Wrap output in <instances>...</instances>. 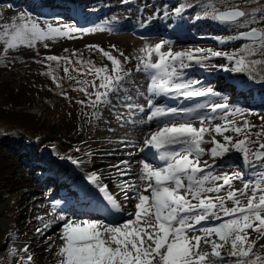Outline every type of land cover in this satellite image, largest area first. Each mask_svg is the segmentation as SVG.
I'll return each instance as SVG.
<instances>
[{"label": "snow or ice", "instance_id": "snow-or-ice-1", "mask_svg": "<svg viewBox=\"0 0 264 264\" xmlns=\"http://www.w3.org/2000/svg\"><path fill=\"white\" fill-rule=\"evenodd\" d=\"M217 4L226 10H221ZM185 7L181 4L175 12L180 14ZM195 18H210L247 28L228 39H243L248 43L232 53L211 48L173 52L171 48L162 51L169 44L164 40L154 48L144 49L145 55L136 58L139 63L135 71L147 74V107L150 109L146 119L139 123L157 121L158 126L143 139V147L139 151L145 152V156L137 161L140 165L138 174L133 175L129 160L110 166L121 177L116 187L123 201L133 203L135 210L127 213V219H119L124 214L123 203L103 183L101 176L90 173L87 177L89 184L102 194L95 210L106 214L105 218L79 219L61 212L52 222H62L59 234L62 244L56 252L60 258L58 264H264V244L259 243L264 239V124L257 126L244 119L238 125L229 116L243 114V110L236 108L228 113L227 103L197 104L196 107L182 109L156 106L154 103V99L159 97L191 100L218 96L212 87H196L200 81L183 78V70L193 64L203 68L211 58L223 57L232 62L231 68L221 66L225 71L246 73L249 77L258 72L264 75V6H257L249 12L226 3V0H209L202 15ZM89 31L93 29L53 26L47 22L42 26L39 20L25 18L21 14L19 21L0 24V63L7 60L10 50L20 47L31 49L38 43L48 47L46 41L75 38L74 34ZM88 47L96 48L110 62V67L108 64L98 67L77 52L70 56L47 55L36 63L46 60L57 62L59 67V62L63 61V79L74 81L79 86L74 90L87 97V104L93 108L99 110L103 106L105 110L118 111L119 104L120 108L127 110V119H131L135 112L143 113V106L131 102L133 94L129 90V77L132 73L124 67L131 58L119 52L122 61L99 46ZM112 47L118 52L115 46ZM153 54L157 57L155 62ZM77 56L80 58L74 60L73 57ZM45 74L51 76L56 88L61 90L60 94L69 98L60 82L62 78L56 75L50 64ZM79 103L84 104L85 101L80 100ZM200 109H210L212 114L222 110L224 114L219 117L201 114ZM96 115L99 118V111ZM181 115L186 118L175 119ZM161 118L172 119L164 122ZM197 118L199 127L194 122ZM124 119L123 115L117 116L118 121ZM216 119L224 123L213 124ZM132 123L137 122L132 120ZM217 136L222 137V141ZM207 144L211 147L206 148ZM232 153L240 154L243 164L253 171L252 178L244 180V174L240 172L229 175L211 171L217 166V160L231 167L228 161ZM205 155L210 156L211 163L202 160ZM68 159L73 165L83 163L71 157ZM234 180H242L243 188H234ZM78 190L83 199L91 198L87 189L80 187ZM108 216L114 218L108 219ZM48 228L49 224H45L44 230ZM44 230L38 228L37 232L43 235ZM250 231L256 233L255 239L250 238ZM226 246L227 252L224 251ZM51 247L49 244L46 250L50 251ZM22 251L28 253L29 248L25 246ZM33 259L31 254L26 258L22 256L19 264H32Z\"/></svg>", "mask_w": 264, "mask_h": 264}, {"label": "rangeland", "instance_id": "rangeland-1", "mask_svg": "<svg viewBox=\"0 0 264 264\" xmlns=\"http://www.w3.org/2000/svg\"><path fill=\"white\" fill-rule=\"evenodd\" d=\"M149 1L131 0L107 5L106 9L109 12L104 14L105 16L80 28L93 29V31L78 32L74 34L75 38L63 37L46 41L48 47H45L44 43H38L35 48L20 47L10 50L7 60L0 63V130L7 132L8 126L11 125L10 122L20 118L27 119L24 116L19 117L22 114L31 119L32 117L29 115H34L32 112L38 114L37 120L35 119L37 125H41L47 119L56 124L54 136L48 135L43 139L40 138L41 140L28 139L22 134L12 135L11 132L2 134L0 137V244L3 245L0 250V264H19L20 258L22 256L26 258L29 254L34 258L32 264L58 263L60 258L56 256V252L62 241H55L51 247L50 257L45 256L42 254V249L35 247L34 244L41 238V235L32 239L27 228V219L31 211L37 208L38 197L48 195L46 186L49 183L52 184L49 193L55 195L48 201L59 203L61 212L67 216L71 215L72 218L84 219L82 215L88 214L87 219H95L93 218L96 212L95 205L100 202L102 194L87 180L88 175L93 172L101 176L103 183L107 184L110 191L118 196L124 209L126 201H123V197L120 196L119 189L116 187L121 177L116 175V170L110 166L118 164L121 160H128L126 158L131 156L127 154L132 153V148H134L131 146L134 145L132 139H135V142H140L146 128L157 123V121H153L140 124L139 121L145 119L144 116H141L142 114L139 115L141 112H137L131 119H127V110L120 108L119 104L117 105L118 111H108L103 106L99 110L91 107L87 104V97L74 90L79 86L72 80L63 79V61H60V66L57 67V62L44 60L43 63H36L37 60H42L47 55L70 56L71 53L77 52L82 54L83 59H91L98 67L105 64L110 67V62L96 48L90 49L88 46H99V48L112 52L123 61V57L119 56V52H122L131 58L127 64H124L125 69L132 73L129 77V90L133 94L131 102L146 109L149 98L146 93L147 74L135 71V67L139 63L136 58L145 54L144 49L154 48L157 43L167 40L169 44L165 45L162 51H167L169 48L173 52L211 48L232 53L242 47L244 43H248L245 40H238L233 46L218 44V41L238 35L240 31H245L247 28L232 25L231 33L221 34L214 29L207 30V25L192 26L194 10H184L180 14L175 12L177 17L172 20L175 9L180 5L174 6L172 13V10L167 7L156 8L157 4L153 7L147 6ZM200 1L202 3L199 6L202 8L209 2V0ZM250 1L226 0V3L235 4L249 11L248 3ZM256 1L263 2V0ZM196 2L197 0H193L190 4ZM212 2H216V0H212ZM54 3V0H46L43 5L47 7ZM187 7L186 4L185 9ZM217 7L226 10L221 4H217ZM21 14L25 18L39 20L42 26L47 22L53 26L77 27L69 17L56 18L55 16L34 14L31 12V5L26 0L20 5H15L13 0H0V24L10 23L13 20L19 21ZM160 32H163L162 36H160ZM204 35L210 39H205ZM153 38L158 39L153 40ZM112 46H115L118 52L114 51ZM65 49L68 51L66 52ZM79 58L80 56L73 57L74 60ZM152 59L155 62L156 55L153 54ZM230 63L223 57L211 58L205 62L206 66L203 68L193 64L190 68L183 70L185 80H198L200 83L196 87H212L219 93L218 96L209 95L191 100L183 97H168L169 103L158 102L155 103L156 106L182 109L196 107L197 104L227 103L229 105L228 113H232L236 108L243 110V114L229 116L234 120L240 117L235 120L238 125L242 124L244 119L257 126L264 124V120H261V117H264V104H255L246 100V96L250 94L251 86L260 87V84H251L244 73L225 71L221 67L226 65L231 68ZM49 64L55 70L56 75L62 78L60 82L63 85V90L67 92L70 99L62 96L61 90L56 88L51 76L45 74L49 71ZM73 75L77 74L73 73ZM220 77H223L227 84L223 85L225 81L221 84ZM255 91L258 90L255 88ZM80 100H84L85 103H79ZM42 104H47L48 107V110L45 109L43 113L40 109ZM97 111L100 114L99 118L96 115ZM199 111L201 114L216 115L217 117L224 114L222 110H218L216 114H212L210 109H200ZM118 115H123L125 119L118 121ZM185 118L181 115L175 119ZM170 119L172 118H165L164 122ZM132 120L137 123H132ZM197 120L198 118L194 121L196 126L199 124ZM212 123L223 124L224 121L216 119ZM156 125L158 126V124ZM44 126L50 129V125ZM157 126L150 128L149 132L155 130ZM113 133L119 137L121 147H117L119 142L94 137ZM131 134L135 137L130 136ZM226 134L231 135V133ZM206 139L210 140L211 137ZM217 139L222 141V137L217 136ZM122 141L127 143H122ZM113 147L115 148L113 149ZM205 147L210 148L211 145L207 144ZM76 149H80V151H76ZM68 157L83 161V163L78 166L73 165ZM207 159V157L202 158V160ZM211 162L210 160L209 163ZM228 163L232 166L227 167L224 162L217 160V166L211 171L214 174L228 173L229 175L233 172H240L244 174V180L252 178L253 171L243 164L240 154L232 153ZM127 178L124 177V179ZM80 187L91 193L90 199L81 197L78 190ZM233 187L243 188V181L234 180ZM105 215L101 213V217H105ZM108 218L113 219L114 217L108 216ZM255 237L256 233L250 231V238L255 239ZM259 243L264 244V239ZM25 246L29 248L28 253L22 251ZM205 250L210 251L207 248ZM227 250L226 246L224 251L227 252Z\"/></svg>", "mask_w": 264, "mask_h": 264}, {"label": "trees", "instance_id": "trees-1", "mask_svg": "<svg viewBox=\"0 0 264 264\" xmlns=\"http://www.w3.org/2000/svg\"><path fill=\"white\" fill-rule=\"evenodd\" d=\"M25 0H13L15 5H20L24 2ZM30 5H31V12L34 14H42L46 15L48 17H56V18H66L69 17L73 20L74 24L77 26V28H81L82 26L85 25H90L93 22H95L97 19H99L102 16H105L104 14L108 13L109 10L106 9L107 5H112L115 3H119L122 1H131V0H75L72 2L71 0H54L55 3L54 5H49V6H44L43 2L46 0H26ZM193 0H150L146 5L149 7L155 6V4L160 7H167L170 10H172L173 13V8L174 6L181 5V4H187L189 5ZM202 3L200 1L199 3L192 4L191 7H187V9H184L185 11H191L194 10L192 18H193V25L192 26H206L208 29L211 30L214 29L218 33L224 34V33H229L232 29V25L230 24H225V23H220L213 21L212 19L209 20H198L195 17L203 12L204 7H200L199 5ZM206 3V2H205ZM249 11H253V9L257 6H264V0L262 3H259V1L256 0H251L248 3ZM46 10V11H45ZM175 13V11H174ZM173 13V19L175 20L174 17L176 16V13L174 15ZM178 24L180 22L176 21ZM187 29V28H186ZM191 29V28H190ZM231 33V32H230ZM239 35V34H238ZM205 39H210V37H206L204 35ZM215 40V38H213ZM243 40V39H242ZM221 41H224L223 43ZM246 41V40H245ZM238 42L236 41H231L228 38L224 40L218 41V44L220 45H225V46H233ZM232 66V62L230 63ZM246 77L248 78L249 82L251 84H260V87L258 86H251V89H249L250 94L246 96V100H249L251 103L255 104H264V75L260 74L259 72L254 74V77H249L248 74L244 73ZM258 91H255V88ZM253 98V99H252ZM40 109L42 110V113L44 110H48L47 104H42L40 106ZM41 113V114H42ZM34 115H29L32 118L28 119L29 117H26L25 114L20 115L19 117H25L27 119L23 118H16L18 120L14 122H10L11 125L8 126L9 129L7 132H4L3 130H0V137L2 134L6 133H12V135H18L22 134L27 137L28 139H36V140H41L40 138H45V136H54V130L56 129V124L51 123L48 119L46 122H42L41 125H37V122H35V119L37 120V113H33ZM1 121V120H0ZM53 124V125H51ZM44 125H50V129H47ZM49 127V126H48ZM38 133V135H36ZM35 134V135H34ZM44 135V137H42ZM3 245L0 244V250L2 249Z\"/></svg>", "mask_w": 264, "mask_h": 264}, {"label": "bare ground", "instance_id": "bare-ground-1", "mask_svg": "<svg viewBox=\"0 0 264 264\" xmlns=\"http://www.w3.org/2000/svg\"><path fill=\"white\" fill-rule=\"evenodd\" d=\"M162 35H163V32H160V36H162ZM157 39L158 38H153V40H157ZM144 55L145 54H143V56ZM154 56H155V54H154ZM224 81H225V79L223 77H220V83L222 84ZM225 84H227V81H225L223 85H225ZM158 102H162L163 104L169 103V101L166 97L155 98L154 103H158ZM136 113L137 112H135L133 116H135ZM149 113H150V109L146 106L145 111L143 113H139V115L142 114L141 116L142 117L144 116L146 119V116ZM237 119H240V117H237ZM237 119H235V120H237ZM161 120L165 121V118H161ZM197 122H198V120H197ZM156 124H158V122L155 124H152V126H149L146 128V130L143 132V135H142L140 142L139 141L135 142V139H132V142L134 143V145H131V146L134 147V148H132L133 149L132 153L134 155H132L130 158H126V159H128L132 164L133 175L138 174V172H139L140 165L137 163V161L143 159L145 156V152L139 151V149L143 147V139L149 133L150 128L157 126ZM197 127H199V124H197ZM130 136L135 137V135H133V134H131ZM94 137L105 139V140L108 139L109 141L111 140V141L119 142V145L117 144V147H121L120 146L121 141H120L119 137L117 136V134H114V133L111 135L104 134L103 136H94ZM114 148L115 147H113V149ZM145 151H148V150H145ZM204 157L208 158L207 161L211 160L209 155H205ZM51 186H52V184H50V183H49V185L46 186V187H48V195L46 197H42V196L38 197V200H37L39 202L38 206L36 209L31 211V213L29 214V217L27 219V228L29 230L30 237L32 239L36 238V236L41 235L37 232L38 228L44 230V225L49 224V228L47 230H44V234L41 235V238L38 241L34 242L35 247L41 248L42 254L45 256H49V257H50L51 250L49 251L46 249H48L49 244L53 245L55 241H60L59 234H60V229H61V224H62V222L52 223L53 221L56 220V217L60 214L62 209H61V206L59 203H53V201H50V202L48 201L49 199H52V197L55 195L53 193H49V189L51 188ZM120 196L123 197L122 195H120ZM33 202H34V199H33ZM96 205H95V209H96ZM134 210H135L134 204L126 202L125 208H124V214L119 216L118 218L121 220H125L128 218L127 213L133 212ZM82 216L84 219H87V216H89V215L84 214ZM93 218H95V219H98V218L102 219L103 218L104 219L105 217L104 216L101 217V213L96 211L95 214L93 215ZM47 237H52L53 239L48 240Z\"/></svg>", "mask_w": 264, "mask_h": 264}]
</instances>
